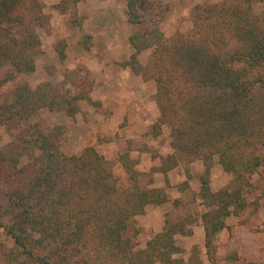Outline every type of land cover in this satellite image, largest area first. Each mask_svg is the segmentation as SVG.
I'll use <instances>...</instances> for the list:
<instances>
[{"label":"trees","instance_id":"16d2710c","mask_svg":"<svg viewBox=\"0 0 264 264\" xmlns=\"http://www.w3.org/2000/svg\"><path fill=\"white\" fill-rule=\"evenodd\" d=\"M80 1L59 0L57 7L64 12ZM254 1L196 5L191 33L198 37L171 40L159 19H148L161 17V1H126L127 21L138 27L128 36V64L154 80L157 121L171 126L178 158L204 165L198 197L206 208L201 219L207 250L229 228L227 217L248 205L264 208V14L254 12ZM42 8L39 0H0V68L11 69L0 84L36 70L46 21ZM80 44L87 47L84 40ZM148 49L154 60L136 66L137 55ZM56 53L66 57L61 48ZM87 91L69 93L46 82L17 84L5 98L0 92V126L11 138L0 146V231L9 242H0V264H202L178 256L183 249L175 240L191 235L196 219L166 221L141 249L124 236L147 206L168 200L163 189L139 185L127 152L118 160L131 184L119 188L111 162L94 147L67 156L60 150V126L45 132L31 121L44 108L73 117L80 101L90 102ZM213 156L231 175L217 191L208 181Z\"/></svg>","mask_w":264,"mask_h":264},{"label":"rangeland","instance_id":"374dc122","mask_svg":"<svg viewBox=\"0 0 264 264\" xmlns=\"http://www.w3.org/2000/svg\"><path fill=\"white\" fill-rule=\"evenodd\" d=\"M45 15V25L39 31L41 52L35 57L36 70L31 74H17L0 84L1 97L9 96L12 88L27 83L32 88L50 82L64 87L69 93L78 88L88 90L90 102L78 103V111L71 117L64 111L47 108L35 112L31 121L43 131L55 126L63 129L60 150L67 156L79 155L84 148L94 147L112 164L119 188L131 184L119 153L127 152L139 185L161 188L168 200L158 206L149 205L123 233L132 239L135 249L145 248L146 242L166 226L181 219H196L192 233L176 235V243L183 249L178 256L185 260L198 258L202 264H247L264 261V208L248 205L239 216H229L212 241L204 246L201 214L206 208L198 197L199 177L204 173L200 159L183 161L171 147V126L158 124L159 110L155 103V82L131 69L128 36L138 29L130 25L126 16L127 0H83L70 5L64 12L57 7L59 0H39ZM163 12L159 27L168 40L182 35L197 38L191 33L192 12L196 5H210L222 0H159ZM256 14H264V0L253 3ZM84 40L86 48L80 44ZM65 53L60 60L56 49ZM154 60L153 49L137 55L136 66H146ZM9 67L0 68L2 80ZM10 134L0 126V146L10 142ZM172 156V157H171ZM171 157V158H170ZM173 166V167H171ZM231 175L224 172L213 156L208 181L213 191L228 183ZM174 200H179L174 204ZM136 230V233H135ZM0 242L9 244L0 231ZM235 258V259H234Z\"/></svg>","mask_w":264,"mask_h":264}]
</instances>
